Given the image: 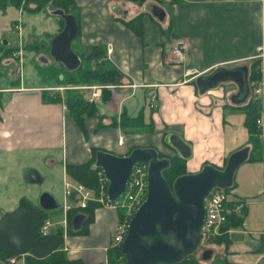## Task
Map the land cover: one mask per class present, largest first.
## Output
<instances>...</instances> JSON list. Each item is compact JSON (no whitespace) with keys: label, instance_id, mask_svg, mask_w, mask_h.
<instances>
[{"label":"crops","instance_id":"0c3cea01","mask_svg":"<svg viewBox=\"0 0 264 264\" xmlns=\"http://www.w3.org/2000/svg\"><path fill=\"white\" fill-rule=\"evenodd\" d=\"M164 2V18L156 22L145 14L138 35L120 21L132 15L130 0H75L79 7L80 48L105 45L106 64L122 72L116 88H111V97L98 99L96 113L81 127L67 115L64 100L50 101L48 95L42 94L44 85H29L20 79L19 83L1 84L0 196L3 198L0 202L9 204L8 199L18 200L22 192L10 195V190L24 170L34 168L45 178L33 162L39 161L38 157L45 158L48 165L59 161L54 148L62 153L63 184L67 175L65 161L87 160L91 155L90 145L125 154L129 146L142 145L133 138L145 134H152L148 143L157 144L159 139L153 134L158 132L125 133L109 124L122 109L135 115L144 104V92L156 96V106L144 110L145 121L154 123L150 127L160 131L167 126L170 132L180 134L191 144L187 171L198 170L204 161L222 167L229 153L244 145L249 146L251 154L253 143L242 108L249 97L240 102L231 99L238 92L233 80L205 92L198 91L193 80L218 66L246 64L249 70L251 61L260 58L259 47H264V0ZM115 6L123 8L125 13L114 10ZM140 10L149 11L147 4L140 6ZM59 28L60 24L57 32ZM175 39H181L184 44L183 60L179 62L171 51ZM260 68L264 72V59ZM130 83L136 86L132 88ZM119 135L124 137L123 144L117 143ZM28 149L38 150L36 158L23 156ZM234 180L231 197L244 200V223L230 228L227 246L213 244L211 256L203 261L264 264V144L262 158H247L237 167ZM62 200L63 205L64 194ZM65 215L67 220L68 214L63 211V218ZM116 219L114 208L97 207L86 231L66 234L63 249L67 257L83 264H107ZM54 224L57 226L60 221L55 220ZM5 263L0 257V264Z\"/></svg>","mask_w":264,"mask_h":264},{"label":"water","instance_id":"95a60500","mask_svg":"<svg viewBox=\"0 0 264 264\" xmlns=\"http://www.w3.org/2000/svg\"><path fill=\"white\" fill-rule=\"evenodd\" d=\"M147 9L157 19L164 16L158 4L149 3ZM114 10L125 13L118 6ZM51 13L62 17L64 24L52 36L49 54L67 70H74L83 61L80 53L71 45L79 31L75 14L59 7L52 9ZM248 71L246 64L218 66L208 73L198 75L195 84L198 91L205 92L222 82L233 80L238 86V92L231 99L240 102L249 94ZM165 141L185 159L192 153L191 144L178 133L169 132ZM248 155L249 146H241L229 153L222 167L206 162L198 170L175 176L170 184L162 173L170 165V158L160 156L153 145H137L125 154L97 149L94 166L101 168L108 181L107 197L111 201L123 193L134 164L144 162L148 165L147 195L131 216L121 246L126 264L175 263L193 253L201 243L205 197L214 187H231L237 167ZM25 175L32 182L42 180L34 168L28 169ZM58 206L56 196L46 190L39 194L38 206L33 205L25 196L20 197L13 209L4 211L0 216V251L44 257L58 249L61 243L58 234L54 232L38 239V230L32 223L33 220L41 219L42 211ZM85 219L86 214L75 213L71 218V228L79 230ZM211 254L212 248L206 247L200 257L206 260Z\"/></svg>","mask_w":264,"mask_h":264},{"label":"trees","instance_id":"16d2710c","mask_svg":"<svg viewBox=\"0 0 264 264\" xmlns=\"http://www.w3.org/2000/svg\"><path fill=\"white\" fill-rule=\"evenodd\" d=\"M35 3V6H29L28 2L26 1L23 4V8L28 11H44L45 13H49L45 11V5L50 4L53 7L56 8H62L66 12H73L76 17V21L79 27V31L76 37L80 36V20H79V7L76 5L75 0H32ZM133 1L135 4H139L140 6H143L144 4L148 3H155L159 4L162 3V0H130ZM154 1V2H153ZM7 5H12L14 9H18L22 5V0H0V8L5 9ZM147 14L152 18L154 21L159 22L157 18H155L151 12L147 10H141L138 13L134 14L131 17L128 18H120V21L128 28H130L134 33L140 35L142 31L143 26V18L144 15ZM58 16V15H56ZM60 21V28L63 27L64 19L60 16H58ZM119 20V19H118ZM167 33V31H166ZM40 42H31V47L38 48L40 45ZM50 47V45H49ZM16 48V47H15ZM73 48V47H72ZM76 50V49H75ZM79 52V51H78ZM80 55L82 56V60L88 59V60H96L97 66L101 64V62H105L106 59V47L105 45L101 44H92L87 45L85 48V51H80ZM104 60V61H102ZM100 61V62H99ZM260 58H255L251 61L249 65V83L253 80H258L262 76L261 68H260ZM37 69L42 75L43 79L46 81H50V78L54 80V84H60V83H101V84H109L114 83L118 84L120 81V78L122 76V72L114 67H106V68H99L96 66H89L84 67L82 64L74 69V70H67L60 62L57 65L48 63V64H37ZM19 79H16V81H13L12 83H19ZM195 81V80H193ZM42 94L48 95V99L50 101H60L62 100V97L57 92L49 93L45 88L42 90ZM146 95V92H144V96ZM147 96V95H146ZM111 97V88H108L107 86L102 87L101 92V100H108ZM0 102H1V91H0ZM64 102L67 106V110L70 114V116L73 118V120L76 122L78 126H82L87 118H91L94 116V114L97 111V102H89L86 99L83 98L82 94L75 90H66ZM146 105V104H145ZM145 105L142 104L137 113L135 115L127 114L124 109H122L118 116L113 117L111 121L109 122L110 125L120 127L123 132L125 133H140L147 131L149 133H156L160 135L159 142L157 144L155 143H148L147 145H153L155 146L160 156H168L170 158V165L162 170L163 175L166 177L168 182L171 184L174 177L185 173L187 171L186 168V159L179 156L176 151L170 146L169 143L165 141V136L170 131L165 128L161 129L160 131H155L154 128H151L150 126H153V121L150 120L149 122L145 121L144 118V110ZM149 107V106H148ZM242 108L245 110V120L244 123L246 125L247 130L251 134L252 138V152L249 155L248 159H261L262 158V151H263V142L261 137L259 136V128L256 124V117L260 114V102L257 99H252L250 97L243 105ZM98 119L101 120L102 118L98 116ZM101 123V122H100ZM149 125V126H148ZM137 146L136 144L129 146L127 149V152L132 149L133 147ZM101 147L90 145V151L91 155L90 157L82 162H70L65 161V171L67 176L75 178L77 180L82 181L86 185L90 186L94 190H97L99 187V180L97 175L98 167L94 166V160H95V152L97 149ZM126 152V153H127ZM207 161H204L206 163ZM235 187V180L233 182V185L229 188H227L228 191L232 190V188ZM236 201L244 202L241 198L236 197H230L228 200V204L231 205L232 203ZM100 203L98 201L90 200L86 204V206H74L70 208L67 212V233L70 234H76L80 232H84L87 230V227L89 223L93 220L95 215V209L97 207H100ZM246 205H243V207ZM117 212V219L116 221L121 218L124 215V210L117 207L114 208ZM43 215L41 219L39 220H33L32 223L36 226L37 230H39L43 220L47 217L46 211H42ZM82 212L86 214V219L84 220V223L82 227L79 230H73L71 228V218L72 216L77 213ZM245 210L241 212L232 211L228 213L227 218L225 221L221 224L222 233L214 238L215 243H224L228 244V230L233 227H239L242 226L244 223L245 218ZM55 232L58 234L61 240L60 247L54 251H52L50 254L44 257H35L31 253H25L24 254V261L25 264H83L78 259H69L67 257V254L65 250L62 249V242H63V234H62V228L60 226H57L55 229ZM36 238H45V236H41L40 233H37ZM212 242V241H211ZM12 255V253L7 251H0V257L4 259L5 257ZM122 255V251L120 248L116 247H110L108 251V260L107 264H119L120 262V256ZM14 264V263H9ZM95 264H104V262H98ZM155 264H205L203 259L196 255L195 253H190L186 257H184L182 260L175 262V263H155Z\"/></svg>","mask_w":264,"mask_h":264},{"label":"rangeland","instance_id":"374dc122","mask_svg":"<svg viewBox=\"0 0 264 264\" xmlns=\"http://www.w3.org/2000/svg\"><path fill=\"white\" fill-rule=\"evenodd\" d=\"M152 1V0H150ZM163 2L159 3L158 5L163 9L165 12ZM29 6H35V3L31 1H27ZM154 2V1H153ZM155 4V3H154ZM131 16L136 14L139 9L140 5L136 4L131 1L129 4ZM20 8V7H19ZM19 8L16 10L12 5H7L5 9L0 8V87L2 85L11 84L13 81H16V79H20L23 83L29 84V85H44V88L47 91H54V87L56 88V91H59L60 95L65 97L66 90H75L78 92V90L73 88H60L61 86H67V84H73V83H60V84H54V80L50 78V81H46L43 79L42 75L37 69V64H54L58 66L59 62H56L53 60L52 56L49 54V45L52 36L57 32L58 26L60 24L58 16L51 13V10L56 8L53 7L50 4L45 5V11L49 13H45L44 11L34 12V11H28L25 9V11L19 10ZM23 8V4H22ZM24 9V8H23ZM141 11V10H140ZM165 14V13H164ZM164 16L161 19H158L159 22L162 20ZM19 23V27H17V24ZM5 39L6 42H2V40ZM40 42V46L38 48L31 47V42ZM80 37H75L71 45L73 49L76 51H85L84 48H80L79 44ZM16 47V48H15ZM44 56V57H40ZM46 58V59H45ZM48 58V59H47ZM104 61V60H102ZM96 60H88L84 59L82 61V66L89 67V66H96L99 68H106L108 65L106 62H101L99 66L95 65ZM100 62V61H99ZM98 63V62H97ZM79 83H74V85H77ZM130 86L132 87V83H130ZM116 86L114 87V89ZM133 88V87H132ZM153 93L147 94V96H142V102H144V105L146 108L149 109V107H155L156 105L150 106L151 101V95ZM2 96V93H1ZM154 102L156 103V97ZM149 106V107H148ZM68 109V108H67ZM67 115L70 116L68 110ZM152 134L149 135H138V136H131L133 139L139 140V143H142V145H147L148 142H151L152 139L150 138ZM154 137L159 139V134H153ZM89 141V139H88ZM57 153L58 152V160L57 162H54L53 164H47L46 159L38 157L40 159L39 161L33 162L37 165V167L40 169L42 174L45 176V178L42 179V181L38 182H32L29 178L25 175V170L22 172V176L19 174V182H17L12 190H10V195L18 194L19 192H22L21 196H25L29 199V201L35 205L38 206V195L42 191H49L53 193L58 201L59 206L54 209L46 210L47 217L54 222L55 220L62 221L63 220V208H62V199H63V184H62V167L63 164L61 162L62 160V153L61 150H58L54 148ZM117 151H120L118 148ZM115 152V151H114ZM44 153V151H43ZM51 153V150L49 151ZM53 153V152H52ZM117 153V152H115ZM38 154L37 149H28L26 152L23 153V156H32L33 158H36L35 155ZM22 156L19 155L18 160L20 161ZM14 163H16L14 161ZM75 179V178H74ZM77 180V179H76ZM80 181V180H78ZM31 182V183H29ZM82 182V181H80ZM85 184V183H84ZM86 185V184H85ZM88 186V185H87ZM90 187V186H88ZM91 188V187H90ZM231 193V190L229 191ZM3 198V196H0V201ZM18 198V200H19ZM15 198L9 200L8 203L0 202V213L4 211V208L11 209L15 205H17L18 200L14 201ZM11 207V208H9ZM124 210L125 208L119 207ZM242 211V208L240 212ZM51 233H54V229L51 228ZM215 238V237H214ZM212 239V242H203L201 240L200 245L198 248L193 252L196 255L200 257V253L203 248L210 247L212 248L213 244H216ZM64 243V238H63ZM62 243V244H63ZM60 247V246H59ZM11 255L5 257L3 260L7 264L11 263L10 261ZM14 264H25L24 259L18 258V260L15 261ZM5 263V264H6Z\"/></svg>","mask_w":264,"mask_h":264},{"label":"built area","instance_id":"2783aa9c","mask_svg":"<svg viewBox=\"0 0 264 264\" xmlns=\"http://www.w3.org/2000/svg\"><path fill=\"white\" fill-rule=\"evenodd\" d=\"M24 1L31 0H23V2ZM21 8L22 5L19 10H22ZM17 27H19V24H17ZM183 47L184 44L181 39H175L172 43L171 51L175 56L174 60L176 62L183 60ZM259 51L260 52L258 56L260 57L261 61L264 59V47H259ZM261 72L262 76L260 79L250 82V96L252 99H257L260 102V114L256 117V124L260 130L259 136L261 137L264 144V72L262 69ZM116 85L117 84L114 83H81L77 85L67 84V86H61L60 88L76 89L87 101L93 102L100 98L103 86L114 88ZM135 86L136 84L132 83V87ZM53 89L56 90L55 87ZM155 97L156 96L153 93L151 95L152 102L150 103V106L156 105L154 102ZM117 143H124V137L122 135H119ZM147 172V163L139 162L134 164L123 193L113 201L109 200L107 197L108 181L101 168H98L97 170L99 180V187L97 190H94L93 188L85 185L83 182L66 175L63 182V193L65 198L63 203L64 212L73 206L84 207L90 200L98 201L101 206L125 208L124 215L115 222L109 245V247L121 248L128 229L130 217L147 195ZM229 199L230 192L226 188L222 187H214L205 197V215L201 227V239L203 242L212 241L214 237L220 235L222 233L221 224L227 218L228 213L232 211L240 212L244 205V202L241 201H236L229 205ZM54 225L55 224L49 218H45L38 230L40 235L47 236ZM60 226L63 229V236L66 237V215L60 222ZM119 258V264H126L123 253ZM16 260H18L16 255L10 257L11 263H16Z\"/></svg>","mask_w":264,"mask_h":264},{"label":"flooded vegetation","instance_id":"af4514ba","mask_svg":"<svg viewBox=\"0 0 264 264\" xmlns=\"http://www.w3.org/2000/svg\"><path fill=\"white\" fill-rule=\"evenodd\" d=\"M23 2V0H22ZM26 1L23 2V4L25 3ZM23 9V8H22ZM23 11H25V9H23ZM3 42L6 41L5 39L2 40ZM41 58L44 57V56H40Z\"/></svg>","mask_w":264,"mask_h":264}]
</instances>
